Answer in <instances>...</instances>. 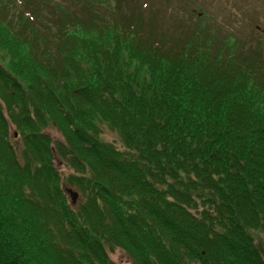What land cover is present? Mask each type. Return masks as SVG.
<instances>
[{
  "label": "trees",
  "instance_id": "trees-1",
  "mask_svg": "<svg viewBox=\"0 0 264 264\" xmlns=\"http://www.w3.org/2000/svg\"><path fill=\"white\" fill-rule=\"evenodd\" d=\"M120 1L57 6L45 27L0 0V264H114L107 245L132 264H264L263 55L213 15L155 29Z\"/></svg>",
  "mask_w": 264,
  "mask_h": 264
},
{
  "label": "rangeland",
  "instance_id": "rangeland-1",
  "mask_svg": "<svg viewBox=\"0 0 264 264\" xmlns=\"http://www.w3.org/2000/svg\"><path fill=\"white\" fill-rule=\"evenodd\" d=\"M30 7L33 8L34 16L39 18V22L42 25L49 27L46 21H42V16L46 17L48 20L53 19V14L57 10V6H60L62 10L67 12L66 9H71L72 6H79L80 0H24ZM82 1V0H81ZM87 1V0H86ZM106 1V2H105ZM104 2L105 5L110 8L109 0H88V7L92 10L101 11L100 3ZM148 4V7L142 11L143 14H139L140 7L144 4ZM56 4V5H54ZM131 8H128L127 5ZM105 5H103L105 7ZM11 6V5H10ZM158 7L154 12L151 8ZM118 13L126 14V18L129 17H142V24L145 26L152 25L155 29L161 28L163 26L164 30H168L165 27H170L172 22H180L179 20L183 18L186 14H190L193 11L194 14L203 13V15L208 18H213L219 20L226 31L231 37L237 39L240 43L244 44L246 47L249 45L257 46L258 50L264 57V0H121L118 4ZM12 8L15 6L12 4ZM37 11V12H36ZM103 11H109L107 9ZM8 10L7 19L8 23L12 21L18 23L19 15L14 11V14ZM81 14L83 11H77ZM51 16V17H50ZM185 17V16H184ZM46 19V20H47ZM12 20V21H11ZM45 26V27H46ZM229 27V28H228ZM108 31L113 32L112 27H106ZM22 31L26 30V26H20ZM223 30V29H222ZM105 32V33H106ZM120 38V37H118ZM109 39H111L109 37ZM120 44H122V38L119 39ZM119 44V43H118ZM117 45V43L113 44ZM9 59L3 57L2 52H0V65L3 67L7 66ZM9 135L17 150V157L20 161L23 159L21 137L15 129L14 126L9 125ZM42 133L50 136L53 141H61L62 138L53 127H45ZM101 139L108 144L114 146L115 149L120 152H126V149L122 145L119 137L113 132L109 131L107 128H102ZM54 168L60 175L59 187L66 197L67 202L70 206L76 207L77 203L81 201V195L75 188H71L64 183L66 178L73 174V170H70L65 162L60 161L59 158L54 154ZM72 190L78 194V199L76 204H70V197L66 190ZM201 208H199V211ZM194 213V212H192ZM256 243H259L261 234L259 232L251 231L249 233ZM105 251L108 255L110 261L114 264H132L130 257L126 254L124 250L117 246H105Z\"/></svg>",
  "mask_w": 264,
  "mask_h": 264
},
{
  "label": "water",
  "instance_id": "water-1",
  "mask_svg": "<svg viewBox=\"0 0 264 264\" xmlns=\"http://www.w3.org/2000/svg\"><path fill=\"white\" fill-rule=\"evenodd\" d=\"M66 192H67V194L70 197L71 204L74 205L76 203V200H77V197H78L77 193L73 192L70 189H68Z\"/></svg>",
  "mask_w": 264,
  "mask_h": 264
}]
</instances>
